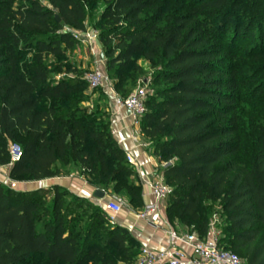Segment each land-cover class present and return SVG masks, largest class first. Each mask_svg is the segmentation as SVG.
I'll return each mask as SVG.
<instances>
[{
    "label": "trees",
    "instance_id": "trees-1",
    "mask_svg": "<svg viewBox=\"0 0 264 264\" xmlns=\"http://www.w3.org/2000/svg\"><path fill=\"white\" fill-rule=\"evenodd\" d=\"M45 1L52 8L41 0L0 2V166L21 182L77 165L89 184L106 191L113 185V194L141 208V186L112 135L109 113L102 122L77 114L83 85L49 83L47 59L74 47L65 28L84 31L93 0ZM104 3L100 40L115 91L131 94L127 85L142 72L137 59L155 68L151 83L160 86L149 89L140 130L167 163L169 222L204 237L211 221L205 201L220 198V246L241 253L246 264H264V132L250 137L249 164L228 159L249 136L240 102L264 101V77L256 81L264 67L248 74L241 61L264 62V0ZM145 11L154 16L143 19ZM11 143L22 151L15 162ZM48 195L53 202L45 205ZM43 212L49 218L39 230ZM140 250L128 229L107 223L96 202L59 186L21 191L0 181V264H136Z\"/></svg>",
    "mask_w": 264,
    "mask_h": 264
},
{
    "label": "built area",
    "instance_id": "built-area-1",
    "mask_svg": "<svg viewBox=\"0 0 264 264\" xmlns=\"http://www.w3.org/2000/svg\"><path fill=\"white\" fill-rule=\"evenodd\" d=\"M66 31L71 32L74 39L84 42L86 45L96 47L93 54L99 49L100 38L95 30L86 29L84 31H71L68 27ZM99 60L96 61L94 69L84 74V80L90 89L102 88L108 96V102L116 111L127 109L130 112V118L133 125L140 124V119L146 112V101L149 95V87L144 82L137 86L127 97L120 96L114 89V82L110 78L106 68L103 66L102 54H99ZM10 152L12 162L18 161L22 156L21 148L11 143ZM128 164L139 174L140 182L147 186L154 199L152 203L145 205L138 212V218L149 222L154 227H158L154 215L159 213L162 207H166L173 189L164 179L162 168L167 165L163 163L151 174H145L141 171V165L130 152L126 153ZM6 169L4 173L10 183H16L11 180L7 174V166H0ZM96 204L100 206L111 226L118 225V215L121 213L125 201L113 195L109 200L97 199ZM165 222L169 229L170 246L167 249L159 250L148 246H143L137 256L136 264H246V261L235 252L224 249L220 246V230L217 217H213L209 224L206 236H201L195 231L182 232L173 226L167 218ZM183 244L190 249L187 253L177 245Z\"/></svg>",
    "mask_w": 264,
    "mask_h": 264
},
{
    "label": "rangeland",
    "instance_id": "rangeland-1",
    "mask_svg": "<svg viewBox=\"0 0 264 264\" xmlns=\"http://www.w3.org/2000/svg\"><path fill=\"white\" fill-rule=\"evenodd\" d=\"M42 3L48 7L52 8L50 4L45 1L41 0ZM1 2V0H0ZM23 0H14L15 6L21 5ZM88 5L87 11V18L85 20V30L91 29L97 31L100 34L104 28L103 21H102V14L105 9L104 0H93ZM154 16V12L145 11L142 15L143 19H150ZM69 28V27H68ZM71 31H74L72 28H69ZM249 42H246L243 47H248ZM97 49L96 47H92L90 45H86L82 41H78L75 39L74 47L72 49H66L63 55L60 56H49L47 59V63L50 67V78L49 83L54 84L59 82L60 80H66L71 85H76L77 87L80 86V90L78 93L82 95V100L77 102L74 109L77 114L87 115V116H95L98 122L107 121L105 117L106 113L108 112V96L105 91L100 89H90L87 83L83 80L84 74L96 66V61L99 60V54H105V46L100 40L99 49L93 54V51ZM242 63L245 65L243 67V71L248 74H256L264 67V62L260 61L257 62L256 60H252L251 58H244L241 59ZM135 62L139 63L142 66V72L137 74V79L135 82L129 81L127 85V91L125 95H128L134 91V89L143 84L146 80V84L149 86L150 93L153 94L154 88L156 89L160 85H152L151 83V76L155 72V68L152 64L144 61L143 59L139 58ZM103 66L107 68V58L105 57L103 60ZM264 69V68H263ZM110 78L114 81L115 75L114 73H109ZM263 76L258 75L256 77V81L260 80ZM152 89V90H151ZM48 102V101H47ZM241 110L243 111L242 117L244 119L243 128L244 131L249 135L247 136L246 142L244 144L243 149L237 155H232L228 159H236L237 163L240 165L249 164L253 155V146L250 140V137L255 132H264V101H253L252 103L248 101L240 102ZM110 120V119H109ZM255 130V131H254ZM254 135V134H253ZM252 138V137H251ZM108 192L110 194L114 193L113 185L109 187ZM121 196L120 192H116V196ZM52 195H48L46 197L45 205H49L53 202ZM67 202L72 201V197H67ZM205 205L208 209H210V219L213 217H217L219 230L221 231V225L223 222V205L221 203V199L218 198L216 201H205ZM89 212L92 209H88ZM81 210H79L80 212ZM49 218V212H43L41 214V219L38 223V229L43 228V220ZM85 221V220H84ZM87 221V220H86ZM106 226V225H105ZM107 227V226H106ZM99 231L104 229V224L100 223ZM182 232H189V228L179 224L177 227ZM241 257L244 259V256L239 253ZM245 260V259H244Z\"/></svg>",
    "mask_w": 264,
    "mask_h": 264
},
{
    "label": "crops",
    "instance_id": "crops-1",
    "mask_svg": "<svg viewBox=\"0 0 264 264\" xmlns=\"http://www.w3.org/2000/svg\"><path fill=\"white\" fill-rule=\"evenodd\" d=\"M108 112L111 122V132L119 146L125 151L130 152L141 165V171L145 174H151L155 169L159 168L164 162L160 161L159 157L154 154L150 142L145 139L140 130V124L133 125L130 112L127 109L116 111L115 108L108 102ZM165 165L164 167H166ZM163 167V168H164ZM162 168V169H163ZM0 171V181L7 186H12L21 191L37 190V189H52L54 186H59L70 193L87 198L96 202L95 192L100 189L105 192L104 200H109L113 195L108 191L95 187L87 182L85 177L80 173L77 165H69L63 169L59 176L47 178L40 181H21L10 183L7 181L3 172ZM137 183L141 186L142 207L135 208L125 202L121 213L118 215L117 223L119 226L128 229L133 238L141 245L148 246L153 249L164 250L170 246L169 229L165 222L168 219L167 205L162 207L159 213L154 215V220L157 221L158 227H154L149 222L139 219L138 212L145 205L154 201L150 190L143 185L139 178V174L135 172ZM116 196V195H115ZM169 220V219H168ZM187 253L190 249L183 244L177 245Z\"/></svg>",
    "mask_w": 264,
    "mask_h": 264
},
{
    "label": "water",
    "instance_id": "water-1",
    "mask_svg": "<svg viewBox=\"0 0 264 264\" xmlns=\"http://www.w3.org/2000/svg\"><path fill=\"white\" fill-rule=\"evenodd\" d=\"M56 19L58 22H61V18L59 17V15H56ZM102 58H104V56L102 55ZM145 83H146V80H145ZM95 197L97 199H104L106 197V194L104 191L100 190V189H97L96 192H95Z\"/></svg>",
    "mask_w": 264,
    "mask_h": 264
}]
</instances>
